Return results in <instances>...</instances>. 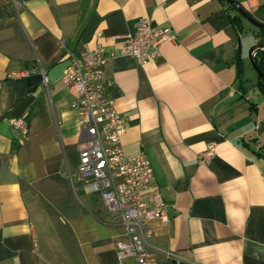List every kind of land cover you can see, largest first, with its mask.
Masks as SVG:
<instances>
[{"label": "crops", "instance_id": "crops-1", "mask_svg": "<svg viewBox=\"0 0 264 264\" xmlns=\"http://www.w3.org/2000/svg\"><path fill=\"white\" fill-rule=\"evenodd\" d=\"M237 2L264 24V0ZM234 14L217 0H0V264H134L116 249L119 216L78 182L61 78L96 46L113 57L104 94L123 151L148 159L149 193L166 205L169 221L149 223L156 264H264V96L248 59L259 39ZM140 20L174 36L143 66L119 54ZM23 117L19 136L10 121Z\"/></svg>", "mask_w": 264, "mask_h": 264}, {"label": "built area", "instance_id": "built-area-1", "mask_svg": "<svg viewBox=\"0 0 264 264\" xmlns=\"http://www.w3.org/2000/svg\"><path fill=\"white\" fill-rule=\"evenodd\" d=\"M169 29L153 30L148 21L140 20L133 34L126 35L119 54L143 66L160 58V47L172 42ZM101 46L80 58L69 56L61 81L73 93L69 108L77 114L80 137L78 182L86 194L100 197L105 209L119 216L126 242L117 243L120 258H131L134 264H156L153 232L149 223L169 221L166 205L157 191L149 193L154 181L148 159L139 153L127 156L121 139L126 127L114 103L105 97L103 67L111 60ZM12 130L26 136L25 117L11 120ZM211 150L200 162L211 157ZM73 184V179L70 177Z\"/></svg>", "mask_w": 264, "mask_h": 264}, {"label": "trees", "instance_id": "trees-1", "mask_svg": "<svg viewBox=\"0 0 264 264\" xmlns=\"http://www.w3.org/2000/svg\"><path fill=\"white\" fill-rule=\"evenodd\" d=\"M232 1L238 4L237 2L238 0H232ZM221 5L225 6L228 11L235 13L232 17H229V21L238 32H241L242 31L241 19L243 18L237 13L236 7L234 5H228L225 2H222ZM255 34L256 37L259 39V44H264V24H262V27L255 29ZM253 59L257 68L262 73H264V50H256ZM235 63L237 68V77L241 82L240 77L242 75V63H241L239 51L236 54ZM258 81H259L258 91L262 96H264V79L258 78Z\"/></svg>", "mask_w": 264, "mask_h": 264}, {"label": "water", "instance_id": "water-1", "mask_svg": "<svg viewBox=\"0 0 264 264\" xmlns=\"http://www.w3.org/2000/svg\"><path fill=\"white\" fill-rule=\"evenodd\" d=\"M220 3L225 2L228 5H234L236 7L237 13L245 20L247 21V23H249L250 25L256 27V28H260L262 27V24L259 23L252 15H249L242 7H240L239 4L234 3L232 0H217ZM256 50H264V44H257L254 45L253 47H251V49L248 51V59L249 62L251 64V66L253 67V69L255 70V72L257 73L258 78L260 79H264V73H262L256 66L254 59H253V53Z\"/></svg>", "mask_w": 264, "mask_h": 264}, {"label": "rangeland", "instance_id": "rangeland-1", "mask_svg": "<svg viewBox=\"0 0 264 264\" xmlns=\"http://www.w3.org/2000/svg\"><path fill=\"white\" fill-rule=\"evenodd\" d=\"M250 69H252L251 71H252L253 75H254V76H257V74L255 73V71L253 70V68H250ZM257 86H258V83H257V84L255 83V84H254V88H255L254 90L257 89ZM250 90H251V89H250ZM262 111H264V110H261V113H262Z\"/></svg>", "mask_w": 264, "mask_h": 264}]
</instances>
